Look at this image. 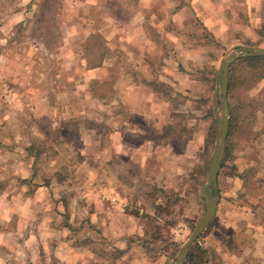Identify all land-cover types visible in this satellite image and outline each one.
Wrapping results in <instances>:
<instances>
[{
	"label": "rangeland",
	"instance_id": "1",
	"mask_svg": "<svg viewBox=\"0 0 264 264\" xmlns=\"http://www.w3.org/2000/svg\"><path fill=\"white\" fill-rule=\"evenodd\" d=\"M46 1L0 0V44L5 46L0 56V257L6 259L13 243L17 248L29 237L32 261L20 256L15 264H43V230L65 227L75 233L92 230L93 264H175L206 210L202 185L219 132L216 110L222 113L219 94L217 106L213 102L218 70L236 48L264 47V0H205L213 5L210 11L192 13L196 18L186 30L172 28L171 44L153 30L159 50L150 80L157 92L140 93L150 95L145 115L131 112L120 95L126 81L121 75L136 78L137 69L111 40L105 44L110 48L105 70L101 65L93 79L90 72L102 44L91 36L101 23L109 28L108 18L122 24L123 34L134 32L130 27L143 18L136 12L137 1L58 0L62 7L54 15L50 8L38 22L34 16ZM154 14L162 21L172 15ZM26 16L30 22L7 45L13 27ZM245 74L236 70V87L228 96L237 123L226 141L234 147L232 155L223 159L217 189L209 190L219 197L217 211L196 241L215 250L219 264H264V67L241 83ZM167 77L169 82H162ZM45 91L59 116L57 130L47 133ZM174 112L179 115L173 118ZM87 129L95 133L84 137ZM116 129L122 136L115 135ZM88 171L96 173L97 195L113 186L122 202L114 195L111 204H72L71 192L89 180ZM24 175L28 186L21 182ZM52 178L70 201L59 206L58 220L43 216V190L38 188ZM12 212L16 218L9 220ZM24 215L30 221L23 226ZM9 229L16 230L15 236Z\"/></svg>",
	"mask_w": 264,
	"mask_h": 264
},
{
	"label": "crops",
	"instance_id": "2",
	"mask_svg": "<svg viewBox=\"0 0 264 264\" xmlns=\"http://www.w3.org/2000/svg\"><path fill=\"white\" fill-rule=\"evenodd\" d=\"M168 3L165 5L164 3L166 0H138L136 5V12H139L143 15V18L141 17L140 21L135 22V26L130 27L134 28V32L127 34H123L124 27L119 22L117 25H113L114 22H111L112 19L108 18L107 25L109 28L104 25L106 23H101L100 26H98L99 32L103 35L105 40L112 41L116 46L120 48V51L122 53H126L125 57L127 61H135V67L137 69L136 71V78L134 75H121L120 80L126 78L125 84L121 83L120 85V95L122 99L127 103L129 108L131 109V112L135 114L145 115V109L149 108L151 103L150 100H147L146 98L149 97L145 95H140V93H152L153 91L157 92V90L153 87L152 81L150 80L152 78V71H153V62L155 58L158 55L159 45L153 39L152 31L155 33H162V38L166 39V43H170L169 38H174L171 36L170 30L172 28H184L185 30L189 28L191 25V22H193V19L196 18L192 17V13H198L201 11H210L211 7H213L212 4L207 5L205 3V0H203L202 3H196L195 0H185L183 4L175 5L170 3V0H167ZM175 0H173L174 2ZM164 4V5H162ZM173 5V6H171ZM157 10H161L162 12L172 13L171 19L168 18L167 21L157 20L153 17H155L154 12ZM184 15L186 18H182L181 15ZM190 14L191 17L189 15ZM177 16H179V19L177 20ZM201 21V20H200ZM203 27L207 26V23L202 18ZM19 23V22H18ZM114 26V27H113ZM122 27L119 32V27ZM117 27V28H116ZM128 27L125 28V30L128 29ZM110 29V30H109ZM112 30H117L119 32V37H114ZM154 33V34H155ZM173 43V42H172ZM182 43V42H181ZM131 44H134L131 46ZM158 49V50H157ZM124 51V52H123ZM156 56V57H155ZM167 56V55H166ZM163 57V59L166 60V58L170 57ZM106 58L103 62V67L105 70V63ZM102 67H97L94 69H91V73L94 75L91 76V78L98 77L96 71H102ZM103 70V71H104ZM96 73V74H95ZM138 76H141L138 77ZM96 77V78H97ZM105 76H103L104 78ZM167 79H161L162 82H169ZM43 126H45V130L47 132L56 131L59 123V116H58V110L57 107L53 104H51L48 100L47 92H43ZM94 129H87L85 132L84 137L89 134H94ZM116 136H122V130L116 129L114 131ZM83 137V139H84ZM122 139V138H121ZM127 142L120 143V146L126 145ZM84 144H87V141H84ZM115 147L113 145L109 146ZM110 150V149H109ZM93 173V175H92ZM89 180L87 182H83L81 185H79V192L73 191L72 193V204L77 205H83V206H96L99 205L102 202L101 200L109 203V200L116 195L117 197H120V200L122 202V195L116 190L115 187H105L103 189V194L101 192V195H97L96 190L98 188L97 182L94 180V176H96L95 171L91 172L88 171ZM22 180H27V176H23ZM59 181V180H58ZM57 180L47 181L45 184L43 183V186H39V190H43V216H47L46 220L48 219V215H50L51 218H55L56 220L59 219L60 215L63 213V211L59 208V206L70 204L69 198L64 197L63 194L65 193L63 190L60 193L59 191V182ZM24 185L28 186V183L26 181H21ZM65 183V182H63ZM22 184V185H23ZM68 185V183H65ZM73 187L76 185L72 182ZM70 186V185H68ZM67 188V186L65 187ZM102 190V189H101ZM118 193V195H117ZM103 204V203H102ZM111 204V203H109ZM52 205H54V208H51ZM14 211V210H13ZM9 220L12 219V217L16 218V215L14 212L11 214H8ZM22 215V214H20ZM30 216H22L20 218V221L23 222V226L26 222L30 221ZM92 230L85 231L84 228H82L78 232H74L71 230H66L65 227L63 229H56L55 231L50 230L44 231L43 230V264H47L50 261H54L57 264H93L95 261L94 255L91 251V242L93 241L91 238L93 235L90 233ZM9 234H12L15 236L16 230L15 229H9L7 231ZM87 234H84V233ZM47 233V234H46ZM71 233V235H70ZM4 235L3 231L0 229V237L1 235ZM45 234L51 237L49 241H51L50 244H48V240L45 237ZM4 239V238H3ZM91 239V241H90ZM94 239V238H93ZM53 240L55 241V244L53 245ZM6 259L5 257H0V264H15V259L22 256L25 258V260L32 261L33 258V248L31 246V239L28 237V239H22L21 241H18L17 248H15V243L11 245V252L7 251ZM19 255V257H17ZM21 257V260H22ZM28 261V262H29ZM26 263V262H25Z\"/></svg>",
	"mask_w": 264,
	"mask_h": 264
},
{
	"label": "water",
	"instance_id": "3",
	"mask_svg": "<svg viewBox=\"0 0 264 264\" xmlns=\"http://www.w3.org/2000/svg\"><path fill=\"white\" fill-rule=\"evenodd\" d=\"M249 57H264V47H239L231 53L227 54L218 70V86L216 93L213 97L214 105L217 106L218 94L221 98L222 113L220 115L219 110H216L217 120L219 124V132L216 140V146L212 154V161L209 169V176L207 181L202 185V193L206 203V210L199 219L193 232L181 247L177 254L174 263L186 264L189 256L191 246L199 240L203 232L211 224L218 206V195H211L210 188L217 189L218 175L222 166V162L226 152V141L229 131V119H230V106L228 99V83L229 72L231 66L238 60Z\"/></svg>",
	"mask_w": 264,
	"mask_h": 264
},
{
	"label": "trees",
	"instance_id": "4",
	"mask_svg": "<svg viewBox=\"0 0 264 264\" xmlns=\"http://www.w3.org/2000/svg\"><path fill=\"white\" fill-rule=\"evenodd\" d=\"M138 2V0H135ZM136 2V5H137ZM62 7V5L60 4V2H58V0H49L46 1L41 9V12H38L35 14L34 17H37L38 22H42L43 18L46 17V15H48L49 13V9L52 8V12L53 15L54 13L59 10ZM29 8L31 9V5L29 6ZM28 22H30V17L26 16L25 19L19 23H17L12 30L13 36L11 38L7 39V45L13 43L16 40V35L18 34V32L25 28L28 24ZM0 38H3V36L0 34ZM92 39H95L96 41H102V44H100L101 47H99V55L97 58V62L94 63L92 65V67H100L101 65H103L104 59L107 56L108 53H110V48L106 47L105 44L107 45V42L105 40V38L103 37L102 34L95 33L91 36ZM5 48V46L0 44V56L2 54L3 49ZM239 68H237V67ZM264 67V57H249V58H243L240 59L238 62H236V64H234L229 72V83H228V96L229 98L232 97V91L233 89L236 87V70L239 69V72L241 73H246L244 78H242V82L241 83H245L246 79V75L257 69L263 68ZM154 82H152V85L154 87ZM229 106H230V119H229V131H228V135L230 136L233 131L234 128L236 126V108L234 106V104H232V101H229ZM179 114L174 112L172 113V117H176ZM215 123V122H214ZM172 128V125L169 126H165L164 127V132H170ZM185 129V128H184ZM186 131H188L187 129H185ZM216 130L217 127L215 128V132H213V139L216 136ZM213 142V141H212ZM234 150L233 145H229L227 144L226 146V152H225V156L224 159L230 158L232 155V152ZM223 167V163L221 168ZM240 178L243 179V176L240 175ZM26 181L27 183L29 182L28 180H23ZM221 263V258L218 256V254L215 252V250L211 249V248H206L202 245H199L198 243H194L191 248H190V252H189V256L187 258L186 264H219Z\"/></svg>",
	"mask_w": 264,
	"mask_h": 264
}]
</instances>
